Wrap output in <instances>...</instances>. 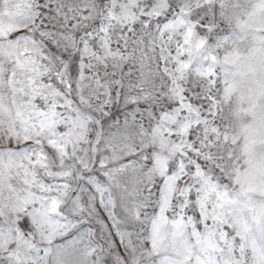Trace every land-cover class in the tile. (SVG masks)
I'll list each match as a JSON object with an SVG mask.
<instances>
[{"label": "snow or ice", "instance_id": "6c2138e0", "mask_svg": "<svg viewBox=\"0 0 264 264\" xmlns=\"http://www.w3.org/2000/svg\"><path fill=\"white\" fill-rule=\"evenodd\" d=\"M224 27L212 0H0V264H264Z\"/></svg>", "mask_w": 264, "mask_h": 264}, {"label": "rangeland", "instance_id": "374dc122", "mask_svg": "<svg viewBox=\"0 0 264 264\" xmlns=\"http://www.w3.org/2000/svg\"><path fill=\"white\" fill-rule=\"evenodd\" d=\"M219 19L224 24L223 35L218 37L217 57L219 66L228 73L227 91L221 88L217 97V108L227 124L233 149L240 164H250L257 169V179L264 176V141L254 142L249 136V108L245 105V93L240 87V60L254 50L258 43H264V0H212ZM200 49L192 47L193 56ZM15 207V201L6 196L5 218Z\"/></svg>", "mask_w": 264, "mask_h": 264}, {"label": "clouds", "instance_id": "9594fccd", "mask_svg": "<svg viewBox=\"0 0 264 264\" xmlns=\"http://www.w3.org/2000/svg\"><path fill=\"white\" fill-rule=\"evenodd\" d=\"M238 71L241 73L240 87L245 93V105L252 117L248 124L252 141H264V43H258L254 50L240 60Z\"/></svg>", "mask_w": 264, "mask_h": 264}]
</instances>
